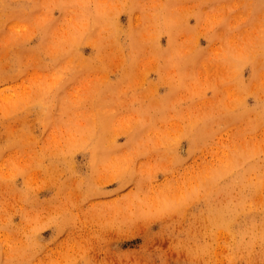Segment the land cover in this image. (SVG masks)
Listing matches in <instances>:
<instances>
[{
    "label": "rangeland",
    "instance_id": "374dc122",
    "mask_svg": "<svg viewBox=\"0 0 264 264\" xmlns=\"http://www.w3.org/2000/svg\"><path fill=\"white\" fill-rule=\"evenodd\" d=\"M0 264H264V0H0Z\"/></svg>",
    "mask_w": 264,
    "mask_h": 264
}]
</instances>
